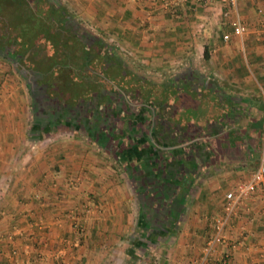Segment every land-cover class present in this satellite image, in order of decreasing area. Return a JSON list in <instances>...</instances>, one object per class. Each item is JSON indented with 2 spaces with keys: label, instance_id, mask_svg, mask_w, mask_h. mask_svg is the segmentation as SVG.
I'll use <instances>...</instances> for the list:
<instances>
[{
  "label": "crops",
  "instance_id": "0c3cea01",
  "mask_svg": "<svg viewBox=\"0 0 264 264\" xmlns=\"http://www.w3.org/2000/svg\"><path fill=\"white\" fill-rule=\"evenodd\" d=\"M57 1L72 13L69 30L109 45L123 75L99 77L66 52L42 71L13 63L30 108H47L54 119L44 135L27 125L17 77L0 67V264H51L57 254L66 264H194L224 192L264 162V0L237 2L241 36L230 33L234 13L222 15L223 0ZM77 69L86 72L81 81L63 75ZM39 130L43 142H35ZM104 150L126 178L114 179L110 162L98 164ZM87 192L106 200L111 217L103 228L87 216L85 231L74 233ZM119 215L123 222L114 221ZM224 234L238 245L215 246L205 264H221L223 255L226 264L264 261L260 188Z\"/></svg>",
  "mask_w": 264,
  "mask_h": 264
},
{
  "label": "flooded vegetation",
  "instance_id": "af4514ba",
  "mask_svg": "<svg viewBox=\"0 0 264 264\" xmlns=\"http://www.w3.org/2000/svg\"><path fill=\"white\" fill-rule=\"evenodd\" d=\"M43 3V9L41 10V15L44 17V25H46V28H42L41 32L45 36H40L38 39H33L29 37V34L27 37H29V42L28 44L31 45L29 47V51L33 52L35 49V52L38 50L37 48L40 47L43 49L46 48L48 50V54L50 55L49 58L50 60H56L52 59L51 56H53V51L54 49V55H56L58 52V55L60 53H65L63 54V58L69 59L71 58L72 54L68 52L69 49L73 50L76 52V54L73 56L75 59H80L81 61L87 62L90 64V66L94 67V70L98 71L97 74L99 77H105L106 75L108 76H115L114 79L117 78L119 75H123V72L115 71L113 68L114 62L110 58H108V53L105 51L110 50V46L102 43L97 37H93L92 35L84 32L77 33L73 32L72 30H69L70 27H68L65 24V16L66 14L63 13L62 6L60 5L59 1L57 0H41ZM47 9H50V11H55L54 15H51V13H47ZM50 14V15H49ZM48 17V20L46 18ZM3 27H6V30H9L7 26L2 25ZM67 27V28H66ZM67 30H66V29ZM68 32V33H67ZM16 36V35H15ZM16 41H19V38L16 36L14 39L11 40V43H14V50L10 51L8 47H5L3 43L2 38H0V57L3 58V55L6 57H11L13 63L17 64L16 67L21 66L23 61L26 59L25 58V53L21 52L20 48L16 47L18 46ZM16 47V48H15ZM15 49H17L16 53ZM57 49L59 50L57 52ZM104 53H101L103 52ZM57 53H56V52ZM111 51V50H110ZM59 57V56H58ZM12 63V64H13ZM112 69L108 70L110 67ZM78 70V71H77ZM77 70H71L70 73L65 72L63 75L65 77L70 76V79L75 82L77 80L81 81L83 79V74L86 72L83 69H77ZM105 74V75H103ZM132 75V74H131ZM129 74H125V79L127 77H131ZM135 80V79H134ZM149 89H152L149 88ZM121 94L128 96L129 91L125 88H122ZM152 91H150L151 93ZM154 92V89H153ZM155 93V92H154ZM162 91L160 92V94ZM169 93H172L171 90H165L164 94L168 95ZM162 95V94H161ZM184 96V95H183ZM36 110V111H35ZM34 114L38 115V119L40 121H43V124L49 125L51 128L52 123L54 119L51 117L52 115L49 114L47 108L39 107V106H34ZM57 126V125H55Z\"/></svg>",
  "mask_w": 264,
  "mask_h": 264
},
{
  "label": "rangeland",
  "instance_id": "374dc122",
  "mask_svg": "<svg viewBox=\"0 0 264 264\" xmlns=\"http://www.w3.org/2000/svg\"><path fill=\"white\" fill-rule=\"evenodd\" d=\"M2 4L3 3L0 2V6L4 7L5 5H2ZM60 5L62 6V9L66 10V13H68L70 15L71 12H69L67 10V8H65V6H63L61 3H60ZM8 19L9 20L12 19L10 17V13L8 12V9H4V10H1L0 9V38H2V40H3V43L2 44H4L5 47H8L10 49V51H12V50H14V46L15 45H14V43H11V40L14 39L13 37H15V35H14L13 31L6 30V27H3L2 26V23H1L2 20L7 21ZM5 26H6V23H5ZM80 26H81V28H83V26L81 24H80ZM16 42H18L17 43L18 46H16V47L17 48L19 47L20 50H21V52L25 53V58L26 59L23 61L22 64H25L26 65L25 67H29L30 71H42V69H44L46 67H50L52 65V61L48 57L49 54H48V50L46 48L43 49V47L42 48L38 47L37 48L38 50L36 52H35V49H34L33 52H31V51L24 50V48H23L24 46L20 45L19 41H16ZM16 50L17 49H15V52H13V53H16L17 52ZM12 63H13V61H12L11 57H6L4 55H3V58L0 57V67L1 66L2 67H5L6 70H7L6 72L8 74H13L14 76L17 77V80H16V83L17 84H16V86H18V89H19L20 94H24V97L27 100V103H28V106H29V111L31 112L32 111V108H30V103H29L30 102L29 101L30 99L28 97V89H27L26 82H25L26 80L24 79V76H22L20 74L18 75L17 70L15 69V67L13 66ZM32 73L33 72H30V74H32ZM165 73H168L169 74L171 72L167 70V72H165ZM14 79H16V78H14ZM263 91H264V89H263ZM258 92H260V89L258 90ZM260 95H262V94H260ZM180 96L183 97V95H181V94H180ZM149 97H154V96H151L150 95ZM30 112H29V116H32L30 114ZM30 119H31V117L28 119V122L29 123L27 122V125L31 124L32 121ZM68 130H72V129H68ZM39 134H40V132L37 133V136H39V138H38L39 140H37L35 142H43V141H45L46 137H44L43 134H41V135H39ZM41 136L44 137L43 140H42V137ZM30 140H33V139L31 138ZM100 155H101V160H99L100 162H98V164H100V166L102 168H104V165L107 167L108 164H109V162H110L111 165L113 166L112 168H114L115 171H116V173L115 172L113 173V174H115L116 177L114 175H112L114 179L115 178L118 179L120 177L121 180H123L122 177H124V176L126 178V175H125V171L123 169V166H120L119 164L116 163L115 157L113 155L110 156V153H108V151H105V150L102 153L100 152ZM101 161H103L104 163L101 162ZM127 168L130 169L131 167L128 166ZM94 169H95L94 167L93 168L91 167V170L92 171H98L97 169H95V170ZM120 173H121V175L119 176L118 174H120ZM113 178H111V180H113ZM133 178L131 177V179H133ZM138 182H139L138 179L132 181V183L134 184V187H136V189L138 188ZM93 194H95V193L94 192L93 193L87 192L86 197L82 201V203L83 202H85V203H83L82 206L81 205H78L80 212H78V214L76 216H78V217L81 216V218H76L75 219V221H76V224L75 225L76 226H79L81 228V232H80L81 234L85 231L84 230V225H82V222H81L83 218L86 219L87 216L88 217L90 216V220L99 221V223H102V227L104 228V227H106L105 225L109 223L108 218L111 217V216L107 217L108 214H106L107 213V211L105 210V208H106V206H105L106 200H102V199L98 198L97 195L100 196L98 193H97V195L96 194L93 195ZM133 197H132L133 198V203H135V204H137L139 206L140 204H139V201L137 199V196L136 197L133 196ZM106 199H108L107 196H106ZM84 209H88L89 211H85ZM136 214L135 215L137 217L138 216V213H136ZM114 221H116V222H123L122 215H119L118 216V219L115 218ZM37 226H39V224H37ZM72 231L74 233H76V228H74V226L72 227ZM101 233L104 234L105 238L103 239L102 234H99L98 235L99 237H102L103 240H102V242L100 244L101 246L97 248L98 249L97 251L102 253L105 249H107V245H103V243L106 242L105 239H107L108 231L107 230H101ZM28 236L29 235H27L26 238H29ZM110 239H111V234H110ZM121 251H122V249H121ZM61 259L63 260V258L61 257V254H58L57 256L56 255H53V258H52L51 262H56V261H59ZM133 261H134L133 264H135V263L137 264V261H135V260H133Z\"/></svg>",
  "mask_w": 264,
  "mask_h": 264
},
{
  "label": "built area",
  "instance_id": "2783aa9c",
  "mask_svg": "<svg viewBox=\"0 0 264 264\" xmlns=\"http://www.w3.org/2000/svg\"><path fill=\"white\" fill-rule=\"evenodd\" d=\"M223 1L225 3V9L222 11V15L228 16L231 12L234 13L233 18L230 19L228 22L230 26V33L236 36H241L243 32L246 31V25L240 20L239 15L235 13L237 2L239 0ZM195 2L201 4L200 0H195ZM261 12V9H259L258 13ZM228 38L229 34L222 35L223 40H226ZM258 40L262 44H264V29L260 31V34L258 35ZM256 188H260L262 194L264 195V162H261L258 167L253 172H251V174L245 180L237 182L232 188L224 192L221 211L219 214L215 215L212 218L211 233L204 242L201 254L194 264H205L208 255L214 250L215 246L217 245H229L231 247H235L238 245L237 241L230 244V241L224 234V227L229 217L234 215V213L238 210L239 206L244 203V200ZM84 210L89 211L88 209ZM74 228H76L77 233L81 232V228L79 226L74 225ZM12 254H14V251L12 252ZM226 261L227 257L226 255H223L220 261L221 264H226ZM51 264L66 263L64 260L61 259L56 262H51ZM256 264H264V261L260 260Z\"/></svg>",
  "mask_w": 264,
  "mask_h": 264
},
{
  "label": "trees",
  "instance_id": "16d2710c",
  "mask_svg": "<svg viewBox=\"0 0 264 264\" xmlns=\"http://www.w3.org/2000/svg\"><path fill=\"white\" fill-rule=\"evenodd\" d=\"M2 2V5H5L4 7L0 6L1 10L8 9V12L10 13V17L12 19H8L7 21L2 20V25H5L8 27L10 31H13L14 35H16L19 38L20 45L24 46V50L29 51V47L31 45L28 44L29 37L33 39H38L40 36H45L43 32H41L42 28H46V25H44V17L41 15V10L43 9V3L41 0H0ZM64 14L66 13V10L62 9ZM47 13H51V15H54L55 11H50V9H47ZM50 15V14H49ZM48 20V17L46 18ZM29 34V37H27ZM15 36V37H16ZM41 36V37H42ZM14 38V37H13ZM53 56H51L52 59H58V49L57 54L54 55V49ZM68 52L72 54L73 50L69 49ZM51 55V54H50ZM48 55V57L50 56ZM203 56H205V51ZM73 57V54L72 56ZM74 58V57H73ZM31 111V121L32 125L38 124L39 128L43 131L44 135L48 133L50 130L48 128L49 125H44L43 121H40L34 114V106L32 107ZM33 128V127H32ZM32 131H35L37 129H31ZM39 130V132L41 131Z\"/></svg>",
  "mask_w": 264,
  "mask_h": 264
}]
</instances>
